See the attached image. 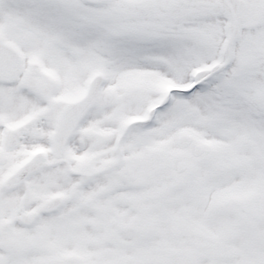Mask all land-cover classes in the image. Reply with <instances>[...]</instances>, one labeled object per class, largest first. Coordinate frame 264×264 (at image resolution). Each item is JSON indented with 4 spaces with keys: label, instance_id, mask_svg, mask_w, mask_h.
<instances>
[{
    "label": "snow or ice",
    "instance_id": "snow-or-ice-1",
    "mask_svg": "<svg viewBox=\"0 0 264 264\" xmlns=\"http://www.w3.org/2000/svg\"><path fill=\"white\" fill-rule=\"evenodd\" d=\"M0 264H264V0H0Z\"/></svg>",
    "mask_w": 264,
    "mask_h": 264
}]
</instances>
